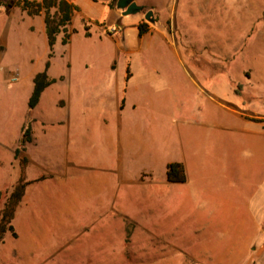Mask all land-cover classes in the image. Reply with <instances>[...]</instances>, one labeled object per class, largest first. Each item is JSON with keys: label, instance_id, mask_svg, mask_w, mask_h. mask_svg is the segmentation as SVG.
I'll return each mask as SVG.
<instances>
[{"label": "rangeland", "instance_id": "rangeland-1", "mask_svg": "<svg viewBox=\"0 0 264 264\" xmlns=\"http://www.w3.org/2000/svg\"><path fill=\"white\" fill-rule=\"evenodd\" d=\"M243 1L223 19L189 20L192 46L181 56L170 42L143 43L140 13L101 26V9L83 5L70 44L57 37L48 69L57 82L34 111L33 79L49 61L44 21L0 13V191L16 185L13 150L28 122L36 145L27 147V177L52 175L43 227L24 212L0 264H264V137L260 145L243 132L262 129L244 115L264 116V19L247 50L221 59L254 18ZM256 1L251 11L262 14ZM175 161L185 183L166 181Z\"/></svg>", "mask_w": 264, "mask_h": 264}, {"label": "crops", "instance_id": "crops-1", "mask_svg": "<svg viewBox=\"0 0 264 264\" xmlns=\"http://www.w3.org/2000/svg\"><path fill=\"white\" fill-rule=\"evenodd\" d=\"M1 1V0H0ZM35 1H42V0H35ZM70 3H73L74 5L79 7V11L76 13L82 12L84 10L83 5L85 7H98L101 9V13L103 15L102 21L104 22H98L99 25H107V22L111 23L112 25L114 24H119L123 21L124 15L122 14L121 10H118L117 8L111 9L107 3L98 1L95 2L93 0H67ZM138 5L143 6L146 10L143 12H140L139 17L137 18V24H135V27L137 28V33L139 37V28L138 26L142 23H147L148 24V32L142 36L139 37L143 43H147L148 46H156L157 43L162 41H165L166 43H171L172 48L176 54L181 56V53L187 52L190 50L189 45L187 46V23L189 20H197V21H202V22H214L219 18H225L229 16L233 9H231V5L233 0H134ZM6 2V1H4ZM8 2V1H7ZM12 3V2H10ZM13 4V3H12ZM244 8L243 11L247 12L249 16H253L254 18H251L252 22L249 25L248 31L246 32V35H244L241 38V43L238 46H235L234 52L231 51L230 53H222L221 54V59L226 61L235 59V55H240L242 52L245 51L247 48V43L251 42L257 35V21L263 20L264 19V11L261 14V11H251L255 8L257 1L256 0H244L243 1ZM18 10L24 14L25 16H28L25 12H23L19 7L16 6H9V7H4L0 6V13L5 11V12H10V11H15ZM153 11L154 16H155V23H150L147 22L145 19V13L146 11ZM254 12V13H253ZM31 17V16H29ZM34 17H40L44 21V17L41 16H34ZM87 17V16H86ZM33 18V17H32ZM73 20V19H72ZM250 20V19H249ZM90 19L83 20L84 23V32H85V25H89ZM220 24V23H219ZM72 25V24H71ZM45 26V23H44ZM70 29H73L70 27ZM75 30V29H74ZM90 31H91V26H90ZM112 31H116V33H123V30H115L113 29ZM45 32H46V27H45ZM91 33V32H90ZM115 33V34H116ZM85 34V33H84ZM63 36V34H60ZM184 35V36H183ZM47 36V35H46ZM156 37V38H154ZM154 38V39H153ZM62 39V38H61ZM158 41H157V40ZM179 41V42H178ZM3 46V45H2ZM144 46V44H143ZM192 46V45H190ZM196 47V46H193ZM139 49L136 50H130L127 53H133L138 51ZM247 50V49H246ZM55 56V55H54ZM53 59V58H52ZM51 62V60H50ZM133 75V74H132ZM56 79V78H52ZM130 80L128 78V74L126 73V83ZM126 99H122V102H125ZM39 105V104H38ZM122 106V103H121ZM120 106V110H122ZM134 107V105H133ZM37 108V107H36ZM35 108V109H36ZM34 111V110H33ZM244 117H250V118H257V119H264V116H249V115H244ZM38 118L35 117L33 120L36 121ZM41 120V128L43 134L46 135V132H50V127L47 128L46 123L44 119ZM246 121H250L245 119ZM252 124H254L256 127H261L262 129H243V132L245 134H250L254 135L255 138H258V143L262 145V137H264V124L262 123H255L253 121H250ZM257 124V125H256ZM53 123L51 124V126ZM25 126V124L21 128V134H22V129ZM33 132V129H32ZM18 139L17 146L14 147L13 154H15V150L19 145V141L21 138ZM33 141L32 143L28 144L26 146V151L27 152V147L29 145H36V139L34 137V133H32ZM254 138V139H255ZM107 139V145H113L112 143V138L110 137L109 143H108V138ZM106 145V144H105ZM119 145V144H115ZM26 157L29 159V165L26 168L25 171V176L27 181H32L33 183L30 184L25 192V195L23 197V200L19 207L17 208V211L15 213V218L14 222L18 221L20 216L23 215L24 212L27 213L28 219H32L33 223L34 222H40L39 226L40 228L43 227L41 223L42 215L44 216V213L46 214L45 211H43V207L48 206V201L47 199L49 198V193H50V187H51V182H50V177H44L42 180H38L41 177H43L44 174H38L34 177L28 178L27 177V171L29 167L31 166V159L28 157V154L26 153ZM15 159V158H14ZM17 161L19 160H14V163L16 162L17 168H18V175L17 178L15 179V183H17L21 177V166L20 163L17 164ZM178 162V161H175ZM68 164V163H67ZM169 163L166 164L168 166ZM239 165V162H238ZM13 166V164H12ZM70 164H68L64 170L67 171L69 168ZM186 169V168H185ZM67 175V174H66ZM62 175L59 176L58 182L60 185L64 186L67 184V176ZM66 176V177H65ZM49 178V180H48ZM166 179V178H165ZM167 181V179H166ZM164 182V181H163ZM168 182V181H167ZM13 183V184H15ZM170 183V182H168ZM12 184V185H13ZM7 184H0V190L4 188ZM50 201V199H49ZM36 208L40 209L37 210ZM262 223L259 222L257 225H255V228L261 229ZM38 229V228H37ZM148 245V244H147ZM150 245V244H149ZM207 255V254H206ZM28 258V257H27ZM120 259V258H119ZM31 260V259H28ZM115 263V262H114ZM111 264V263H110ZM116 264H119V262H116Z\"/></svg>", "mask_w": 264, "mask_h": 264}, {"label": "trees", "instance_id": "trees-1", "mask_svg": "<svg viewBox=\"0 0 264 264\" xmlns=\"http://www.w3.org/2000/svg\"><path fill=\"white\" fill-rule=\"evenodd\" d=\"M95 2L102 1L108 4L111 9L116 8L118 0H93ZM0 6L19 7L28 16H43L46 27V35L49 46V61L46 63V68L35 75L33 79L34 88L28 101V108L33 111L41 101L44 91L57 82L56 79L50 78L48 69L51 66L50 60L54 57V47L57 42V37L63 34L61 44L67 46L70 44L73 35L77 32L70 29L74 14L79 11V7L70 3L67 0H42L40 2L35 0H17L14 4L10 2L0 1ZM139 37L144 36L148 32V24L142 23L138 26ZM85 37H91L90 25H85ZM0 50H4L0 46ZM60 80H63L61 77ZM255 123H261L257 119H249ZM31 122L25 124L22 129L19 145L15 150V160H20L21 177L12 190L6 189L0 191V201L6 198L3 205L0 207V247L5 243L6 236L10 234L13 238L18 237L16 227L14 225V218L17 208L21 204L25 195L27 187L32 184V181H27L25 171L29 165L27 157H21L26 151V146L33 141ZM167 181L170 183H185L187 175L184 164L180 162H173L168 164L166 171ZM41 177L38 180H42Z\"/></svg>", "mask_w": 264, "mask_h": 264}, {"label": "water", "instance_id": "water-1", "mask_svg": "<svg viewBox=\"0 0 264 264\" xmlns=\"http://www.w3.org/2000/svg\"><path fill=\"white\" fill-rule=\"evenodd\" d=\"M116 8L121 10L124 16L134 15L146 10L143 6L138 5L134 0H118ZM145 19L150 23H155L153 11H146Z\"/></svg>", "mask_w": 264, "mask_h": 264}]
</instances>
